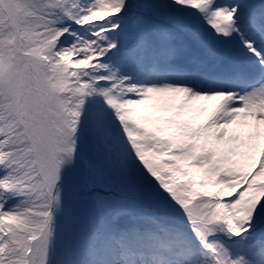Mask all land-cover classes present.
Returning <instances> with one entry per match:
<instances>
[{"label": "snow or ice", "instance_id": "6c2138e0", "mask_svg": "<svg viewBox=\"0 0 264 264\" xmlns=\"http://www.w3.org/2000/svg\"><path fill=\"white\" fill-rule=\"evenodd\" d=\"M0 264H264V0H0Z\"/></svg>", "mask_w": 264, "mask_h": 264}]
</instances>
